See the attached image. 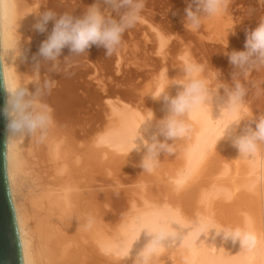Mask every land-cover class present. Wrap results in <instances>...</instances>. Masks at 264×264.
<instances>
[{"label":"bare ground","instance_id":"6f19581e","mask_svg":"<svg viewBox=\"0 0 264 264\" xmlns=\"http://www.w3.org/2000/svg\"><path fill=\"white\" fill-rule=\"evenodd\" d=\"M79 1L38 0L45 7L52 8L58 13L69 11L74 14H79L80 9L85 10L93 3V0H89L88 5L87 0L82 3ZM184 1L169 0L167 4L169 8L166 11L162 10L160 14L161 17L167 18L162 19L164 22L178 25L181 31L184 29L185 33L183 31L181 34L183 37L185 34L191 40L188 44H183V39L178 42L180 32L178 31L179 35L176 33L177 27H174L175 32L173 30L177 36L173 35L170 28L169 34L172 35L168 38L166 35L170 25H167L169 27L164 31L167 32L165 35L164 29L161 31L155 22L151 21V28L150 20L147 19L149 27L153 29L152 31L155 30L154 32L150 30L152 33L150 31L149 33H154L157 39L151 35L153 42H157V48L154 47L158 50L161 65L157 70L154 69L156 71L151 72L153 73L150 74L151 78L147 76L149 79L146 78L145 83L134 82L138 80L136 78H139V75L134 77L133 82L127 84L124 81L123 85L121 84L128 73L121 75L123 71L120 69L122 67L127 70L123 67V60L128 56L124 58L118 51L116 66H113L117 73L114 80L119 78L118 75L125 76L123 79L119 78L121 80V83L118 82L121 84L119 87L117 83L115 84L116 81L113 82L112 77L110 80L112 74L110 70H102L104 60L101 57L102 67L98 62L92 65L94 70L92 73L95 72L97 76L107 71L103 72L107 74L104 79L101 76L103 73L100 75L101 79L105 82L108 78L107 82L112 83L109 86L112 85L113 88L114 84L117 85L115 89L119 90L121 96L120 90L125 86L124 90L128 88V97L124 95L127 93L122 91L126 97L125 101L108 98V95L105 98L104 93L100 94L105 99L99 100V97L93 95L95 94L93 92H98L96 89L98 82L95 83V91L93 87L91 88L93 91L89 90L95 78L91 77V82L86 80L87 75L84 73L88 72H83L82 67L87 68L85 71L90 69L92 63L89 60L92 56L89 55L90 50L89 53L87 50L86 53L71 58L72 65L85 59L91 62H81L82 67H71L68 72H49L48 65L42 68V73L50 75L57 81L56 87L46 97L54 109L56 126L50 133L47 143L38 144L26 138L20 145L18 155L13 158H10L7 148L10 194L19 230L23 264H264V152L256 157L240 156L230 135L220 139L224 126L243 113H226L220 116V109L215 104L212 111L195 110L189 119L188 135L171 142L173 151L167 152L168 156L166 152L160 153L151 170L140 166L146 147L140 138L136 141L138 129L141 127L143 136L150 138L157 131L156 121L166 114L163 101L153 99L151 95L157 90L164 89L171 78H176L180 74L183 59L194 60L204 65V75L210 80H213L214 67L221 70L223 79L230 80L233 69L224 52L242 49L246 38V35H243L246 33L245 30L254 28L258 16L261 15L256 10L258 5L255 4V0H247L249 8L245 2L247 6L244 5L245 13L248 14L247 19H243L245 23L240 20L242 16L240 15V18L237 14L239 11L236 13L234 10L235 15L239 17L237 24L238 19L228 10L221 17L205 21L198 32H191L183 25L184 9L187 6ZM148 10L145 9L143 13L148 14ZM157 15L159 16L158 13ZM35 19L32 15L28 16L20 29L22 42L29 49L27 61L20 63L21 71L31 70L32 56L37 53L41 42L48 35V32L40 33L33 30ZM144 21L146 20L142 18L143 24L146 23ZM240 21L248 23L250 28L245 29L247 27L245 25L243 28L245 30L241 33ZM139 24L141 31L143 24L140 22ZM230 25L235 26L234 34L229 33ZM149 27L146 28L149 30ZM51 28L52 22H49V32ZM142 32L146 35L148 31ZM145 35L137 38L141 37L143 40ZM170 36L171 39L175 36L179 45L183 44L179 47L181 49H175L178 51L175 55L178 58L177 62L170 61L174 59L167 55V48L171 49L172 55L175 54L173 47H167ZM147 37L145 38L148 39ZM29 40L30 44L27 45ZM134 40L135 38L131 39V42L136 43ZM137 42L140 51L141 42L138 40ZM154 43H150L151 46L148 47L151 49ZM192 43L195 50L200 49L202 55L198 54L201 55L199 56L201 59L195 57L198 54H193ZM128 44L125 45L128 47ZM133 45L132 48L137 51V46ZM146 46H142L141 52L143 50L148 52V47L144 48ZM98 48L96 49L99 51ZM125 50L121 51L125 54ZM131 50L130 47L127 52ZM154 51L156 53V50ZM69 54L66 47L62 57ZM133 59L132 61L129 59L131 63ZM136 59L134 63L137 62ZM112 60L109 61L113 62ZM143 60H138L137 64L143 63ZM145 61L143 65L148 71L153 60H150V63ZM153 62L157 64L156 61ZM137 64L136 67L145 70L143 65ZM131 65L136 73L137 68L135 66L133 68L134 64ZM129 66L127 65L128 69ZM140 72L144 74L143 71ZM144 72L146 73V70ZM254 74L260 76L255 77L256 80L261 78L260 73ZM165 75L169 79H165ZM144 77L146 76H143V79ZM102 86L99 85L98 88ZM177 88L178 86L172 85L169 92L175 95ZM143 99L146 106L139 105ZM137 100L139 104L136 103ZM96 101H99V104L97 102L94 108L93 103ZM246 106L253 113L258 106L260 114L264 113V96H257L255 90L250 88ZM257 109L254 114L259 112ZM151 110L155 114V119L142 125ZM246 123L247 121H242L237 131ZM138 145L139 147L135 148ZM13 151L15 152V149ZM112 169L124 175L122 177L120 175L121 179L116 181L117 183L113 180L111 182L113 185H107L105 182L109 183L111 178L109 181L106 180V175L112 177ZM127 185L130 186L120 188L121 191L118 188L119 190L114 192L115 186ZM110 186H114L112 190ZM146 227L152 232L163 233V239L157 244L149 240L144 247L134 251L136 241L144 238ZM237 229L251 231L257 237V243L253 247L242 248L238 243L227 242L223 238L226 232Z\"/></svg>","mask_w":264,"mask_h":264},{"label":"clouds","instance_id":"9594fccd","mask_svg":"<svg viewBox=\"0 0 264 264\" xmlns=\"http://www.w3.org/2000/svg\"><path fill=\"white\" fill-rule=\"evenodd\" d=\"M186 3L184 28L198 32L205 21L223 16L231 0H186ZM255 4L261 15L256 26L246 30L244 47L224 52L233 69L230 80L223 79L221 70L214 67L213 84V80L204 75V65L183 59L180 74L171 78L164 89L151 95L153 99L163 101L166 114L156 121L157 131L150 138L143 136L141 127L138 129L136 141L140 138L146 147L140 162L142 168L151 170L160 153L173 151L169 141L188 135L189 119L195 110L212 111L214 104L219 107L220 116L243 113L224 126L220 139L230 135L240 156L256 157L264 152V113L254 114L246 106L250 88L257 96H264V0H255ZM145 6L146 0H93L81 14H74L69 11L58 13L38 0H0V64L6 94L2 112L7 120L6 145L10 158L18 155L26 138L38 144L47 143L56 126L54 109L46 97L57 81L42 73V68L48 65L49 72H68L72 67V56L86 53L93 45L102 47L105 55L111 56L123 44L124 34L141 21ZM30 15L36 18L33 30L48 32V35L32 56L31 70L21 71L20 63L27 61L29 49L22 42L20 29ZM49 22H52L50 32ZM234 32L235 26L230 25L229 33ZM66 47L70 54L62 57ZM253 73H260L261 78L252 80ZM164 78L169 79L167 75ZM172 85L178 86L175 95L169 92ZM154 119L151 110L142 125ZM242 121L247 123L237 131ZM161 136L164 139H160ZM223 238L242 248L257 243V237L251 231L242 229L226 232Z\"/></svg>","mask_w":264,"mask_h":264},{"label":"rangeland","instance_id":"374dc122","mask_svg":"<svg viewBox=\"0 0 264 264\" xmlns=\"http://www.w3.org/2000/svg\"><path fill=\"white\" fill-rule=\"evenodd\" d=\"M80 1H81V2H80ZM80 1H79V3H82V1H83V2H86V1H84V0H80ZM88 1H89V0H87V5H88V3H89ZM168 1H169V0H154V1H153V0H152V1H151V0H146V6H145V9H146V11H147L148 9H150V10H148V11H149V13H150L151 15H150L149 13L147 14V12H144V13L142 12L144 15H147L148 18L142 14V16H143L142 18H143L144 20H146V21H144V22H146V23L143 24V22H141L142 19H141L140 23L143 24V25H142V30L145 31V32L148 31V32H146V35H147V33H148L147 36H149V37H147V36L145 35V33L143 34L142 30L140 31L141 28L139 29V27H141V26H140L141 24H139V23H137V25H136L135 27H133V28H131L130 30H128L129 32L127 31V32L124 34L125 41H124V38H123V45H121V46H123V48H125V47H127L126 45L129 43V44H128V47H129V48L127 47V48H125V49H127V50H125V49H123L122 47H120L121 49L119 48L117 51H118V53H121L122 56L124 55V58L127 57V56L129 57V58L127 57V58L124 59V60L127 59L126 61L123 60V65H124L123 67H125L129 72H128L127 70H125L124 68L121 67L120 70L123 71V73L121 72V75H124L125 73H128V74L125 75L126 77H125V76L122 77L121 75H118L120 79H121V77H122V79L125 77V78L122 80V83L120 82L121 80H120L118 77L116 78V80H114V77L117 75V73H115L116 70H113V69H116V68H113V66H116V65H115V63H116V60H115V59L117 58V55H116V52H117V51L115 52V54L113 53V55H111V56L109 57V59H108V56H107V55L105 56V49H103L102 47H99V48H98L97 46H95V47H91L90 49H88V53H89V50L91 51V52L89 53V55H90V56L92 55L91 57H93V58H91V57H90V58L87 57V56H89V55H87L86 57L89 58V60H91L92 63H91L89 60H86V59H85L86 61H85V60H82L81 62H85V63H88V62H89V63H91V64H90V69H91L92 71H91L89 68H88V70H90V71H88V70L85 71L87 68H86V67L83 68V67L80 65V64H82L80 61H79V62H75V64L72 65V67H76V66L82 67L83 72H88V74H87V73H84L85 75H87V76H86V80H88V81L91 82V81H92V78H95V80L93 79L94 81H92V83L94 82V83H93L94 85L92 84V86L89 87V88H90V89H89L90 91H93V90H91L92 87H93V89L95 88V87H94V86H95V83H97V82L99 83V84H98V83L96 84V85H97V86H96V89L98 90V92H97V91H96V92H93V93H95V94H93L92 92H90V93H92L93 95H95V97H99V98H100L99 100L103 99V97L101 96V94L104 93V95H103V94H102V95H103L104 97H105V95H106L105 98H107V97L109 96L108 98H118V99H122V100L125 101V100H126V97H125V96H127V95L129 94V92H128V90H127L128 88L124 90V88L126 87V86H125L126 84H124L125 87L122 86V87H124V88H122V87H121L122 89L119 88V89H121V90H120V91H121V94H122V96H121V95H120V92H118L119 90L115 89L117 85H118V87H119L121 84L123 85V82H124V81H125L127 84L130 83V82H133V81L135 80L134 77H138L139 75H140L139 78L141 77L140 79H142V81H141L139 78H136V79H138V80H136V81H134V82L138 83L137 81H139V83H142V84H143V83H145L144 81L147 80L146 78L149 79L151 72H152V71H156L157 68L160 67L161 63H159V62H160L161 60H160V61L158 60V58L160 59V56L157 55V53H158V52H157L158 50L156 49V48H157V44H156L157 42L155 41L156 43H154V42H153L154 40H152L153 38H155V40H157V39H156V37L154 36V33H153V34H150V33H152V32L155 31V30L152 31L153 29H151V28H152V23H151V21H152V22H155L156 24H158V25H159L158 28L160 27L161 31L164 29V30H163V34H165V35H166L167 32H164V31H166V28L169 27V26H167V25H170L171 27H169V28L167 29L168 33H167V35H166L168 38H169V35H172V33H173V35H175L176 33L179 35V32H180V35L182 36V38L180 39L181 36L179 35V39H180V40L177 38V39H178V42H179V41H182V39H183V44H184V43H187V44L190 43L191 40L188 39V36H186V35L184 34V37H183V34H181V33L184 31V29L181 31V29H180V30L178 29V28H179L178 25H174V24L172 25V24L166 23L167 21L164 22V21L162 20V19L165 17L164 15H163L164 17H161V16H162V15H161V14H162V10L166 11V9L169 8V6L167 5V4H168ZM246 1H247V0H244V2H243V0H241V1H240V0H231V4H230L228 10L231 11V12H233L234 15H235L234 10H236V13H237V11H239V13H237L238 16H240V15L242 16V18H241V16H240V18H241L240 20H243L244 18L247 19V17H246V14H247V13H245V12H246V8L244 7V5L246 6V3H247ZM184 2L186 3V0H185ZM240 2H241V3H240ZM242 2H243L244 4H243ZM245 2H246V3H245ZM159 5H160L162 8H161ZM186 5H187V4H186ZM238 5H240L241 9H240V7H238ZM247 5H248V3H247ZM151 6H152L153 8H152ZM163 6H164V7H163ZM243 7H244V8H243ZM246 7H247V6H246ZM236 8H237L238 10H237ZM248 8H249V5H248ZM248 8H247V9H248ZM145 9H144L143 11H145ZM83 10H84V8H83L82 10H81V9L79 10L80 13H79L78 11H77V12H78L79 14H81V11L83 12ZM155 10L158 11L157 13L159 14L160 17H159L158 15L156 16L157 13L154 12V13H155V14H154V13L152 12V11H155ZM248 10H249V9H248ZM248 10H247V12H248ZM160 11H161V12H160ZM77 12H76V13H77ZM241 12H244L245 15H244L243 13H241ZM152 13H153L154 15H153ZM160 13H161V14H160ZM163 14H165V13H163ZM149 16H150V19H149ZM153 16H155V18H154L155 21H154V19H153ZM235 16H236V15H235ZM243 16H245V17H243ZM247 16H248V14H247ZM145 17H146V18H145ZM157 18H158L159 20H158ZM236 18L238 19V20H237V24H238V22H239V17L236 16ZM147 19H148V21L150 20L149 23L151 24V26L147 24V22H148ZM156 19H157V20H156ZM164 20H167V18H164ZM156 21H157V22L159 21V22L157 23ZM245 21H246V20H245ZM163 22H164V23H163ZM240 22H241V25H240V26H241V28H242V29H240L241 33H242V31L245 30L246 28H250V27H248V23L244 24V23H245L244 20H243L244 23H242V21H240ZM146 24H147V25H146ZM163 24H165V25L163 26ZM239 24H240V23H239ZM138 25H139V26H138ZM154 25H155V24H154ZM245 25H246L247 27H245V29H243ZM145 26H146V27H147V26H148V27L150 26L151 28L149 27V30H148ZM165 26H166V27H165ZM240 26H239V27H240ZM136 27H137L138 29H136ZM174 27H177V30H176V28H174ZM143 28H146L147 30H146V29L144 30ZM170 28H171V30H172V31H171L172 33H171V34H169V32H170ZM173 28H174V29H173ZM182 28H183V27H182ZM138 30H139V32H138ZM150 30H151L152 32H151ZM173 30H174V32H175V30H176V33H174ZM246 30H247V29H246ZM246 30H245V32H246ZM149 31H150V33H149ZM178 31H179V32H178ZM130 32H131L132 34H131ZM133 33H134L135 35H134ZM138 33H140V34H138ZM183 33H185V31H184ZM128 34H129V35H128ZM177 34H176L175 36H177ZM239 34H240V33H239ZM125 35H126V36H125ZM133 35H134V36H133ZM144 35H145V37H147L148 39H146V38L144 37L143 40H142L141 37L144 36ZM151 35L153 36V38H152ZM243 35H246V33H244ZM139 36H141V37H140V38H137V37H139ZM175 36H172V37H173L172 39H171V36H170V39L168 40L169 43H168V46H167V47L170 46V48L173 47L172 50H173V53H175V54L172 55V51H171V49H169V48H167V47H166V48H167V55H168V56L170 55V56H169L170 59H174V60H170V61L177 62L176 59H178V58H177L175 55L178 54V51H176L175 49H177V48H178V49H181V48H179V47H180L181 45H183V44L180 43L181 45H179L178 42H176L177 40H175V38H174ZM185 36H186V39H185ZM240 36H241V35H240ZM133 37L135 38L136 43L133 42V41L131 42V39H132V40L134 39ZM130 38H131V39H130ZM151 38H152V39H151ZM139 39H140V40H139ZM149 39H150V41H148ZM173 39L175 40V42H174ZM184 39H185V40H184ZM135 40H134V41H135ZM137 40H138L139 42H141V43H139V44H140L139 46H140V48H141L140 51H139V47L137 46V45H138ZM141 40H142L143 42H142ZM146 40H147V41H146ZM189 40H190V41H189ZM126 41H127L128 43H126ZM129 41H130V42H129ZM170 41H171V42H170ZM144 42L146 43L147 46L145 45ZM172 42L177 43L178 45L175 46V44L172 43ZM130 43H132V45L134 44L133 47H136V46H137V48H136L137 51H134L135 48H132V45L130 46ZM142 43H143L144 45H142ZM150 43H151V44H153V43L155 44V45H152V48H151V49H150V47H148L149 45L151 46ZM125 44H126V45H125ZM135 45H136V46H135ZM172 45H173V46H172ZM124 46H125V47H124ZM142 46H146V47H144L145 49H147V47H148V49H149L148 52H150V51H151V52H150V53H148V52L146 53L147 50H146V51L143 50L142 52H144V53H142V52H141V50H142ZM154 46H156V48H155ZM174 46H175V47H174ZM130 47H131V49H132L133 51L131 50L132 52L129 51V53H128L127 51H128V49H130ZM96 48H98L99 51H98ZM153 48H154V49H153ZM168 49H169V51H170V54H168V52H169ZM121 50H122V51L125 50L126 53L124 54V52H122ZM154 50H156V53H155ZM93 51L95 52V54H94ZM119 51H120V52H119ZM138 51H139V54H138ZM153 51H154V52H153ZM174 51H175V52H174ZM196 51H197V52H196ZM130 52H131V53H130ZM136 52H137V54H136ZM140 52L142 53V55H141ZM192 52H193L194 55H195V54H198V53H200V54L202 55V53L200 52V49H199V51H198V49H196V50L194 49L193 43H192ZM118 53H117V54H118ZM134 53H135V54H134ZM145 53L148 54V56H146ZM151 53H152V54H151ZM127 54H129V55H127ZM132 54H133V55H132ZM155 54H156V55H155ZM200 54L195 55V57H196V58H197V56H198V57H199V56L201 57ZM93 55H94V56H93ZM96 55H97V56H96ZM143 55H144V56H143ZM171 55H172L173 57H171ZM95 56H96V57H95ZM136 56L139 57V58L136 59V58H137ZM140 56H141V57H140ZM142 56H143V57H142ZM145 56H146V57H145ZM155 56H156L157 59L154 58ZM157 56H158V57H157ZM168 56H167V59H169ZM174 56H175V57H174ZM94 57H95V58H94ZM100 57L104 60V62L102 63V65H103L104 67H103L102 70H106V69H107V71L110 70V74H111V73L113 74V75L111 74V76H110V80L113 78L114 81H113V80H112V81H113V82L116 81L115 84L117 83V85H115V84L113 83L114 86H115L114 88H113L112 85H110L111 88L114 89V90H111V88H109V87H110L109 84H112V83H108V82H107V81H108V78H107V80L105 79V80H106L105 82H104V80H103V79L105 78L104 76L107 75V74H104L103 72L106 73L107 71H103V72H102V70H101V71L99 72V74H100L101 72L103 73V74L101 73L102 75L100 74V75L102 76L103 79H101V76H100V75H99V76H100V79H99V76H97V74H94L95 72L92 73V72L94 71L92 67H93L95 64H98V63H99V64H100L99 66H101V62H102L103 60H102ZM113 57H114V58H113ZM144 57H145V59L148 58L149 60H148V61H145ZM200 57H199V58H200ZM97 58H98V59H97ZM110 58H111V59H110ZM112 58H113V60H112ZM132 58H134V59H133V62L131 63ZM140 58H142V59H140ZM150 58H151V59H150ZM152 58H154V59H152ZM199 58H197V59H199ZM94 59H95V60H94ZM107 59H108V60H107ZM129 59H131V61H130ZM135 59H136L137 62H138V60H139V61H142L143 59H144V60H143V63L140 62V64H137V62L134 63V60H135ZM155 59H156V60H155ZM200 59H201V58H200ZM101 60H102V61H101ZM109 60H112L113 62H110ZM114 60H115V61H114ZM150 60L156 61L157 64H155L153 61H151V63H150V62H149ZM175 60H176V61H175ZM87 61H88V62H87ZM144 61H145L146 63H148V62L150 63V65H149L150 67L148 66V67H149L148 71H147V67H145V65H143V64H145ZM170 61H169V62H170ZM97 62H98V63H97ZM105 62H106V63H105ZM108 62H110V63H108ZM124 62H125V64H124ZM126 62H127V63H126ZM128 62H130V63L128 64ZM152 62H153V63H152ZM107 63H108V64H107ZM78 64H79V65H78ZM83 64H84V63H83ZM109 64H110V65H109ZM131 64H134V65H133V68H134V66H135L136 64H137V65H141V66L143 65L142 67H145L146 73L144 72L145 70L142 69V68H141V69H142V70H141V69L139 68V66H138V67L135 66V67L137 68V70H138V71L135 70V71H136V73H135L134 70H132V65H131ZM151 64H152V65H151ZM154 64H155V66H154ZM167 64H168V63H167ZM92 65H93V66H92ZM125 65H126V66H125ZM127 65H128V66L130 65V66H129V69H128ZM147 65H148V64H147ZM107 66H109L110 69H109ZM151 66H152V67L154 66L153 69H152ZM101 67H102V66H101ZM130 67H131V68H130ZM84 69H85V70H84ZM151 69H152V70H151ZM154 69H156V70H154ZM124 70H125V71H124ZM150 70H151V71H150ZM98 71H99V69H98ZM126 71H127V72H126ZM132 71H133V72H132ZM140 71H143L142 73H144L145 75H144V74H141ZM149 71H150V72H149ZM117 72H119V71H117ZM137 72H138L139 74H138ZM147 72H148V73H147ZM90 73H91V74H90ZM97 73H98V72H97ZM133 73H134V75H133ZM118 74H119V73H118ZM137 74H138V75H137ZM148 74H149V75H148ZM253 74H254V73H253ZM253 74H252V75H253ZM95 75H96L97 77H96ZM129 75H131V76H129ZM132 75H133V76H132ZM141 75H142V76H141ZM151 75H153V73H152ZM254 75H255V76H254ZM254 75H253L252 78H251V79H253V80H254L255 77H257L256 74H254ZM259 75H260V74H259ZM143 76H146V77H144L145 79H143ZM147 76H149V77H147ZM87 77L90 78V79H88ZM91 77H92V78H91ZM111 77H112V78H111ZM259 77H260V76H258L257 78H259ZM96 78H97V80H96ZM131 78H133V80H132ZM150 78H151V77H150ZM257 78H255V80H256ZM130 80H132V81H130ZM95 81H96V82H95ZM100 81H101V82H100ZM112 81H111V82H112ZM127 81H128V82H127ZM140 81H141V82H140ZM90 82L88 83L89 86H90V84H91ZM118 82L121 83V84L119 85ZM101 83H102V84H101ZM99 85H100V86L103 85V86L98 88ZM107 85H108V86H107ZM107 87H108V89H107ZM118 87H117V88H118ZM100 88H102V90H101ZM103 88H104V89H103ZM96 89H94V91H95ZM105 90H106V91H105ZM108 90H109V91H108ZM123 90H124V93H127V94H124V93L122 92ZM100 91H101V92H100ZM102 91H104V92H102ZM111 91H114L115 94H114V92H111ZM105 92H107V94H106ZM108 92H109V94H108ZM117 92H118V93H117ZM100 93H101V94H100ZM110 94H111V96H110ZM118 94H119V97H117ZM123 94H124L125 96H124ZM107 95H108V96H107ZM123 96H124V97H123ZM101 97H102V98H101ZM127 97H128V96H127ZM105 98H104V99H105ZM104 99H103V100H104ZM148 99H149V98H147V100H148ZM138 100L141 102L140 99H138ZM138 100L136 101V103L139 102ZM101 101H102V100H101ZM101 101H100V102H101ZM97 102H98V104H99V101H96V102L93 103L94 108L97 106V104H96ZM143 102H144V104H143ZM145 102H146V101L143 99V100H142V103H141V104L138 103V104H139V105H145V104H146ZM149 102H150V99H149ZM146 105H147V104H146ZM146 105H145V106H146ZM257 108H258V106L255 107V109H254V113H255V111H256ZM257 110H259V112H258V113L256 112V114H260V112H261L260 109L258 108ZM163 139H164V138H163ZM170 143H171V141H170ZM171 144H172V143H171ZM172 146H173V145H172ZM164 153H165V152H164ZM164 153H163V154H164ZM165 154H167V152H166ZM168 154H169V153H168ZM168 154H167V156H168ZM162 156H163V157H166L165 155H162ZM114 170H115V169H112V173H113V174L111 173V176H112V177L117 176V177H115V179H114V178L112 179V177H108V175H106V176H107V177H106V180L109 181V180H110L109 178H111V180L109 181V183H107V181L105 182L107 185H109V184L113 185V183H111V182H113V180H114V183H115L116 181H119V180L121 179V178H120V175H121V177L124 175L123 173H120V174H119V172H116V171H114ZM114 172H115V176H114ZM109 176H110V175H109ZM118 177H119V179H117ZM116 183H117V182H116ZM129 186H130V185H129ZM129 186H128V185H127V186H122V187H120V186H115V187L112 186V187H111V186H110L109 188H110V190H112L113 187H114L115 189H117V190L114 189V192H115V191H118L120 188L123 189V187H124V188H125V187L127 188V187H129ZM107 188H108V187H107ZM111 188H112V189H111ZM118 188H119V189H118ZM121 189H120L119 191H121ZM106 190H108V189H106ZM107 192H108V191H107ZM109 192H110V191H109Z\"/></svg>","mask_w":264,"mask_h":264},{"label":"water","instance_id":"95a60500","mask_svg":"<svg viewBox=\"0 0 264 264\" xmlns=\"http://www.w3.org/2000/svg\"><path fill=\"white\" fill-rule=\"evenodd\" d=\"M2 85L3 67L0 64V264H23L19 230L10 194L7 120L2 112L6 94Z\"/></svg>","mask_w":264,"mask_h":264},{"label":"snow or ice","instance_id":"6c2138e0","mask_svg":"<svg viewBox=\"0 0 264 264\" xmlns=\"http://www.w3.org/2000/svg\"><path fill=\"white\" fill-rule=\"evenodd\" d=\"M163 239V233L160 232H152L147 227L145 228V236L141 240L136 241V247L134 251H138L140 248L144 247L147 241L151 240L153 244L159 243L160 240Z\"/></svg>","mask_w":264,"mask_h":264}]
</instances>
